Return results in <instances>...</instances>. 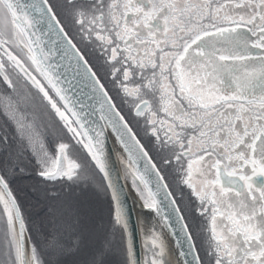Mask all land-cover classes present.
Listing matches in <instances>:
<instances>
[{
	"label": "snow or ice",
	"instance_id": "snow-or-ice-1",
	"mask_svg": "<svg viewBox=\"0 0 264 264\" xmlns=\"http://www.w3.org/2000/svg\"><path fill=\"white\" fill-rule=\"evenodd\" d=\"M0 119V264H264V0H0Z\"/></svg>",
	"mask_w": 264,
	"mask_h": 264
},
{
	"label": "water",
	"instance_id": "water-1",
	"mask_svg": "<svg viewBox=\"0 0 264 264\" xmlns=\"http://www.w3.org/2000/svg\"><path fill=\"white\" fill-rule=\"evenodd\" d=\"M98 115L99 114H97L96 117H93V119H98ZM108 144H109V147L110 148H114L115 149V152L116 153H119L120 155H123L122 149H120V146L118 144H116L114 138H110ZM112 159H113V161L116 164L117 170L118 171H122V165L120 164L119 158H118L117 155H115V153L113 154ZM114 176H115V174H114ZM121 184L125 187L126 191H130V189H128V187H127V185H128V182L127 181L121 180ZM146 215L149 216V217H151L154 214H152L151 212H147ZM173 229L176 230V237L175 238L168 235V231H170V230H165V233H164L169 249H173L174 248V239H177L178 238V239H180L183 242V237L180 236L179 231L176 228V225H175L174 221H173ZM137 246L139 247V242H138ZM183 248H184V250L187 249V244L186 243H183ZM188 260L191 261V256L188 257Z\"/></svg>",
	"mask_w": 264,
	"mask_h": 264
},
{
	"label": "rangeland",
	"instance_id": "rangeland-1",
	"mask_svg": "<svg viewBox=\"0 0 264 264\" xmlns=\"http://www.w3.org/2000/svg\"><path fill=\"white\" fill-rule=\"evenodd\" d=\"M97 203H98V207L101 209V211H106L107 210V208H108V200L105 197L101 196ZM181 207H182V205H181ZM182 209H183V207H182ZM185 215H187V214L185 213Z\"/></svg>",
	"mask_w": 264,
	"mask_h": 264
},
{
	"label": "flooded vegetation",
	"instance_id": "flooded-vegetation-1",
	"mask_svg": "<svg viewBox=\"0 0 264 264\" xmlns=\"http://www.w3.org/2000/svg\"><path fill=\"white\" fill-rule=\"evenodd\" d=\"M117 103H119V101H117ZM0 122H2V119H0ZM177 199H178V202H179V196L177 195V197H176ZM182 207H183V209L185 208V206L182 204ZM186 213V212H185ZM187 214V213H186Z\"/></svg>",
	"mask_w": 264,
	"mask_h": 264
},
{
	"label": "trees",
	"instance_id": "trees-1",
	"mask_svg": "<svg viewBox=\"0 0 264 264\" xmlns=\"http://www.w3.org/2000/svg\"><path fill=\"white\" fill-rule=\"evenodd\" d=\"M177 201H178V199H177ZM179 203V202H178Z\"/></svg>",
	"mask_w": 264,
	"mask_h": 264
}]
</instances>
